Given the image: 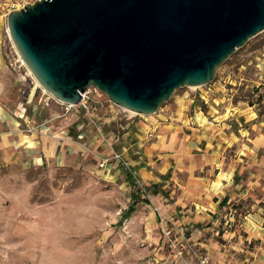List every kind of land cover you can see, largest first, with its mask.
<instances>
[{
	"label": "crops",
	"instance_id": "0c3cea01",
	"mask_svg": "<svg viewBox=\"0 0 264 264\" xmlns=\"http://www.w3.org/2000/svg\"><path fill=\"white\" fill-rule=\"evenodd\" d=\"M9 72L0 46V177L10 165L32 168L64 162L72 150L85 151L86 120L81 118L85 114L98 129L99 163L106 162L104 169L125 170L135 195H146L142 209L134 200L128 215L143 216L146 210L149 220L142 228L153 229L151 255L140 264L151 259L172 264L173 249L162 234L164 216L169 225L185 230L192 245L207 251L210 264H264V114L255 103L249 104L253 110L224 107L205 112L199 107L189 114L179 110L171 119L165 113L140 114L135 128L107 134L103 125L115 116H100L99 111L116 113L120 106L66 110L56 101L76 117L74 141L64 121L57 124L51 116L49 124H36L24 108L9 103ZM110 144L127 167L112 158ZM183 264H199L189 248Z\"/></svg>",
	"mask_w": 264,
	"mask_h": 264
},
{
	"label": "rangeland",
	"instance_id": "374dc122",
	"mask_svg": "<svg viewBox=\"0 0 264 264\" xmlns=\"http://www.w3.org/2000/svg\"><path fill=\"white\" fill-rule=\"evenodd\" d=\"M34 1L0 0V46L10 68L6 97L36 124H49L51 116L57 124L64 121L77 141L75 115L65 112L39 84L8 32L9 12ZM99 93L93 89L90 96L108 98ZM263 94L264 31L226 59L210 83L178 88L156 113L145 117L165 113L171 119L179 110L189 114L199 107L205 112L224 107L253 110L249 104L254 103L264 114ZM121 108L116 113L99 111L100 116H115L102 124L107 134L135 128L138 113ZM81 118L86 120L85 151L72 150L64 162L32 168L10 165L0 177V264H140L151 255L153 229L142 228L148 212L124 217L134 200L141 210L146 195H135L125 170L101 167L98 129L85 114Z\"/></svg>",
	"mask_w": 264,
	"mask_h": 264
},
{
	"label": "water",
	"instance_id": "95a60500",
	"mask_svg": "<svg viewBox=\"0 0 264 264\" xmlns=\"http://www.w3.org/2000/svg\"><path fill=\"white\" fill-rule=\"evenodd\" d=\"M39 84L78 104L95 87L116 105L153 114L264 31V0H35L7 16Z\"/></svg>",
	"mask_w": 264,
	"mask_h": 264
},
{
	"label": "built area",
	"instance_id": "2783aa9c",
	"mask_svg": "<svg viewBox=\"0 0 264 264\" xmlns=\"http://www.w3.org/2000/svg\"><path fill=\"white\" fill-rule=\"evenodd\" d=\"M96 91V93L102 95L101 93H99V89L95 88V87H90L88 90H86L85 92L82 93V99L78 104H70V103H64L60 100V103L65 107L66 110H70V109H78V108H84L86 110L92 109L95 106H100V107H105V106H113L116 105L114 104L109 98H104V99H100V100H93L91 98L90 95H92L93 89ZM56 99V98H55ZM134 113V112H133ZM140 115V114H138ZM101 135L105 138V134L104 132L101 131ZM116 139V137H115ZM108 140V139H107ZM111 145V144H110ZM112 150H113V156L112 158L115 159H119L121 163H123L126 167H127V163L125 161V159H123V156L121 155V153L117 152L116 149L113 148V146L111 145ZM109 159H107L106 161H108ZM106 162H101V166L103 167L104 164ZM138 182V181H137ZM140 188H142L143 191H145V186H143L142 184H140ZM163 217V215H161ZM162 221V234L163 236L166 238L167 243L169 244V246L171 247L172 250V264H183L184 260H185V252H186V248L190 249L193 254L195 255V257H197L199 264H210V259H209V255L207 253V251H205V249L196 246L195 244L192 245V243L189 241V239L185 236V230L179 228V230H177L174 225H169L168 222V218L167 217H163L161 219ZM182 235L183 240L179 241L177 240L178 237ZM148 264H158L157 260L155 259H151L149 260Z\"/></svg>",
	"mask_w": 264,
	"mask_h": 264
},
{
	"label": "trees",
	"instance_id": "16d2710c",
	"mask_svg": "<svg viewBox=\"0 0 264 264\" xmlns=\"http://www.w3.org/2000/svg\"><path fill=\"white\" fill-rule=\"evenodd\" d=\"M264 97V94L263 95H260V97ZM134 209V207L131 205L130 207H129V209L125 212V217H128V215L132 212V210Z\"/></svg>",
	"mask_w": 264,
	"mask_h": 264
}]
</instances>
